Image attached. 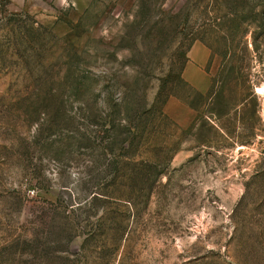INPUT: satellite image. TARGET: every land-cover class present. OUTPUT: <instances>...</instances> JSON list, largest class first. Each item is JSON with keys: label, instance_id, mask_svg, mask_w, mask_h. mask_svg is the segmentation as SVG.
I'll return each mask as SVG.
<instances>
[{"label": "rangeland", "instance_id": "obj_1", "mask_svg": "<svg viewBox=\"0 0 264 264\" xmlns=\"http://www.w3.org/2000/svg\"><path fill=\"white\" fill-rule=\"evenodd\" d=\"M264 0H0V264H264Z\"/></svg>", "mask_w": 264, "mask_h": 264}, {"label": "bare ground", "instance_id": "obj_2", "mask_svg": "<svg viewBox=\"0 0 264 264\" xmlns=\"http://www.w3.org/2000/svg\"><path fill=\"white\" fill-rule=\"evenodd\" d=\"M256 92H257V93H260V94H263V93H264V90H263L262 87H257V88H256Z\"/></svg>", "mask_w": 264, "mask_h": 264}]
</instances>
